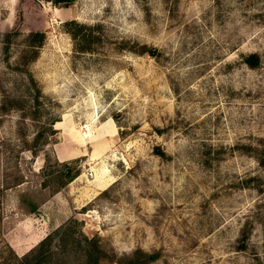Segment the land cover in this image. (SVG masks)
Masks as SVG:
<instances>
[{
    "label": "rangeland",
    "instance_id": "1",
    "mask_svg": "<svg viewBox=\"0 0 264 264\" xmlns=\"http://www.w3.org/2000/svg\"><path fill=\"white\" fill-rule=\"evenodd\" d=\"M81 233L94 264H264V0H0V264L47 234L90 264Z\"/></svg>",
    "mask_w": 264,
    "mask_h": 264
},
{
    "label": "trees",
    "instance_id": "2",
    "mask_svg": "<svg viewBox=\"0 0 264 264\" xmlns=\"http://www.w3.org/2000/svg\"><path fill=\"white\" fill-rule=\"evenodd\" d=\"M54 4H59L63 6L70 5L74 0H50ZM72 23L78 27V29H81L83 27L82 23H78L75 20H69L66 22ZM13 31H6L4 33V48L6 49L9 45V42L11 40V35ZM76 31L72 30V35H74ZM45 39V34L43 31L40 30H31L27 36H26V45L31 48L33 54L32 58H35L37 55V49L39 45L43 43ZM143 49L141 52H148L149 54H156V48L151 47L149 49H145L146 47H142ZM243 60L247 63V65L254 67L259 62V55L256 52H250L244 55ZM29 79L33 84V87L35 89V94L33 96L34 103H39V95L41 94L40 88L37 86L35 80L33 79L32 75L28 73ZM158 151L159 149L156 148ZM160 154H163V151H158ZM76 161V160H75ZM74 162V161H73ZM61 169L58 170V176L61 178V184L68 182L73 177H75L80 169L77 164L71 165V162H65L61 164ZM67 229V228H66ZM51 234H47L45 237H43L41 240L37 242V244L31 248L29 251L23 253L22 255L14 254V264H45L47 261H49V257L51 254L50 248L48 247L50 236ZM73 235L72 230L69 229L65 233V235L62 237V240L64 242H68ZM71 237V238H70ZM70 238V239H69ZM78 246L83 252V256L88 259V262L90 264H94L99 257V251L100 253L102 250L98 249L97 246H95V239L93 237H87L86 235L80 234V238L76 239ZM160 257V250L159 249H153V250H146L140 246L135 247L131 252L129 253H123L121 256H117L115 252L112 253L111 260L114 259L115 262H118L119 264H148Z\"/></svg>",
    "mask_w": 264,
    "mask_h": 264
}]
</instances>
